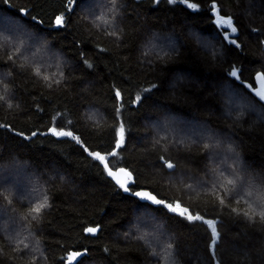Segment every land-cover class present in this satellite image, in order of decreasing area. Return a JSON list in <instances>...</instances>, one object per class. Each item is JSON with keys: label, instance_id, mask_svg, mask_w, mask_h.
I'll list each match as a JSON object with an SVG mask.
<instances>
[{"label": "trees", "instance_id": "16d2710c", "mask_svg": "<svg viewBox=\"0 0 264 264\" xmlns=\"http://www.w3.org/2000/svg\"><path fill=\"white\" fill-rule=\"evenodd\" d=\"M263 45L264 0H0V264H264V104L230 76Z\"/></svg>", "mask_w": 264, "mask_h": 264}, {"label": "water", "instance_id": "95a60500", "mask_svg": "<svg viewBox=\"0 0 264 264\" xmlns=\"http://www.w3.org/2000/svg\"><path fill=\"white\" fill-rule=\"evenodd\" d=\"M237 34H238V30H236V32H232V30H231V31L225 32L223 34V37L225 38V40H228L229 37H236ZM239 71H240V68H233L230 71V76L232 78H234L236 80V82L241 83L245 87V89L247 91H249L255 98H257L261 103L264 104V76H263V74L260 73V72H257L255 74V76H254V84L250 85L248 82L241 80L240 75H239ZM233 72L236 73L235 76L232 75ZM136 103H137V100L135 101V104ZM101 162L103 163V167L106 169V171L108 173V170L111 169V168H109L108 165H107V168H106L105 167L106 163L104 161H101ZM120 168H124V167H118L116 169H111V170L113 172H115V173H118ZM124 169H126V168H124ZM127 171L132 174L131 177L126 179L125 177L120 176V180L121 181H125L126 185L129 187V191L128 192H125L124 189L122 188L123 191L126 194H128V195L136 197L140 201H143V202L153 201V200H146V199H143L141 197H137V196L134 195V193L137 192V191H144V192L150 193L152 196H154L156 198L155 194L150 192L148 189H139V190H136V191H131L130 190V186L133 183L134 175H133V173L131 171H129V170H127ZM109 177L115 184L120 185L119 183H117V178L115 176H109ZM74 253H76L78 255H73ZM86 254H87V250L86 249H83V250H70L65 255V264H76Z\"/></svg>", "mask_w": 264, "mask_h": 264}, {"label": "snow or ice", "instance_id": "6c2138e0", "mask_svg": "<svg viewBox=\"0 0 264 264\" xmlns=\"http://www.w3.org/2000/svg\"><path fill=\"white\" fill-rule=\"evenodd\" d=\"M113 2H115V0H113ZM68 3L71 5V4L74 3V0H68ZM62 22H63V17H62V16H61V17H57V24H61ZM227 23H231V21H227ZM232 32H236V29H235V28H232ZM234 42H235V41H233V43H234ZM37 71H39V70H37ZM232 75L235 76L236 73L233 72ZM116 96L119 97V96H120V93L117 92V93H116ZM0 99H3V97H0ZM49 131H50L53 135H56V136H61V137H71V136H73V133L70 132V131H57L56 128H51V129H49ZM33 135H35V133H33ZM118 135H119L120 138H119V140L116 142V147H117V148H120L121 145H122L123 142H124V136H125V129H124V126H123V125L120 126V130H119ZM92 155L95 156L96 159H98V160H100V161H104V160H105V157L102 156V155H100V153H98V152H96V153H92ZM166 166H167V168H169V169H172V168L175 167V166H174L172 163H170V162L166 163ZM105 167L107 168V164H105ZM108 175H109V176H115V177L117 178V183L120 184V187L123 188L125 192H128V191H129V187L126 185V182H125V181H121V180H120V176H123V177H125V178L127 179V178L131 177V175H132L130 172H128V171H127L126 169H124V168H120L118 173H115V172H113L111 169H109V170H108ZM229 183H231V181H229ZM134 195L137 196V197H141V198H143V199H146V200H153L156 204H162V203H164L162 200H158V199H156L154 196H152V195H151L150 193H148V192L137 191V192L134 193ZM178 206H179V205H178ZM43 207H44V205H41L40 207H37V208L33 209V211L39 213V212L41 211V208H43ZM168 207L171 208L172 205H168ZM175 210H176L175 208H172V211H173V212H175ZM184 211H187V209H184ZM182 214H183V213H181V215H182ZM260 215H261L262 218H264V212H261ZM188 219H189V220H202L203 217H201V216H189ZM208 223H211V222L209 221ZM87 231H89V232H95L96 229H94V228H89V229H87ZM213 232L215 233V229H213ZM73 255H78V254L74 253Z\"/></svg>", "mask_w": 264, "mask_h": 264}, {"label": "rangeland", "instance_id": "374dc122", "mask_svg": "<svg viewBox=\"0 0 264 264\" xmlns=\"http://www.w3.org/2000/svg\"><path fill=\"white\" fill-rule=\"evenodd\" d=\"M213 11V14L215 15L216 18H218V15H217V12L215 9L212 10Z\"/></svg>", "mask_w": 264, "mask_h": 264}, {"label": "bare ground", "instance_id": "6f19581e", "mask_svg": "<svg viewBox=\"0 0 264 264\" xmlns=\"http://www.w3.org/2000/svg\"><path fill=\"white\" fill-rule=\"evenodd\" d=\"M211 46H212V44H211ZM264 46V45H263Z\"/></svg>", "mask_w": 264, "mask_h": 264}]
</instances>
